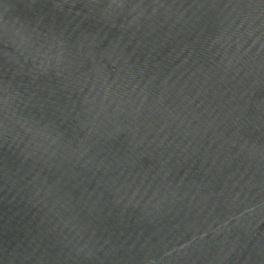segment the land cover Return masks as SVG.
<instances>
[{"label": "water", "instance_id": "1", "mask_svg": "<svg viewBox=\"0 0 264 264\" xmlns=\"http://www.w3.org/2000/svg\"><path fill=\"white\" fill-rule=\"evenodd\" d=\"M0 264H264V0H0Z\"/></svg>", "mask_w": 264, "mask_h": 264}]
</instances>
